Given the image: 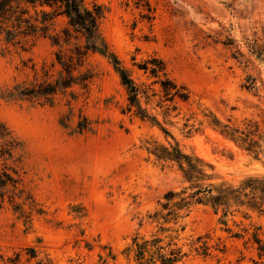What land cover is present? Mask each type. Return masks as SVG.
<instances>
[{
	"label": "rangeland",
	"instance_id": "1",
	"mask_svg": "<svg viewBox=\"0 0 264 264\" xmlns=\"http://www.w3.org/2000/svg\"><path fill=\"white\" fill-rule=\"evenodd\" d=\"M84 1L106 54L0 19V264H264V0Z\"/></svg>",
	"mask_w": 264,
	"mask_h": 264
},
{
	"label": "trees",
	"instance_id": "2",
	"mask_svg": "<svg viewBox=\"0 0 264 264\" xmlns=\"http://www.w3.org/2000/svg\"><path fill=\"white\" fill-rule=\"evenodd\" d=\"M22 5L33 7L35 9H37V7H50L54 9V15L66 16L69 19V24L73 28V30L77 33L82 34L86 38V41L88 43L86 46L87 50H99L103 54L107 53L100 35V24L103 18V10L101 6L94 5L93 8H89L85 4L84 0H0V19L2 21L13 20V22H15L13 23L14 27L19 30L23 29V34L25 36L35 35L38 31L39 26L36 24L38 22L37 18H35L33 22L32 18L25 17L28 14V10L21 9L20 7ZM42 13L44 17H47L49 15L45 11H42ZM43 21H47V19L44 18ZM84 55L85 54L78 52L76 59L80 60ZM59 60H61V58H59ZM74 60L75 57L71 56L70 61L73 62ZM61 63L65 71H67L69 74L72 73L71 70L73 67L71 66V64L62 62V60ZM151 63H159L160 65H162V63L157 59H154ZM117 65H119V63H117ZM153 65L155 66L148 67V64H146V66H144V69H149L155 76H158L159 72H163L165 80L162 81V85L164 91L166 92V95L170 96V100L172 101L177 96L183 101H188L190 97L189 93L185 90L184 87L178 86L174 81L169 79L165 72L164 66H159L156 64ZM117 69L121 75L123 84L128 88L130 105L137 108V114L142 118H148L146 110L142 108L140 101V95L142 93L146 94V91H142L141 87L134 83L126 70L119 67ZM90 79L91 78L89 77L83 80L84 86L87 85ZM62 85V87H68L67 84L62 83ZM42 93L49 94L50 92L44 91ZM241 140L244 143L247 142L246 139ZM252 148L253 145L249 143L247 150L251 151ZM10 181L11 178H8L7 180H5V183L7 184ZM5 183H3L2 185H6ZM176 196L177 194L170 192L167 195V198L172 199ZM186 199L187 198H183L182 200L185 201Z\"/></svg>",
	"mask_w": 264,
	"mask_h": 264
}]
</instances>
